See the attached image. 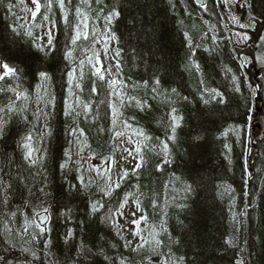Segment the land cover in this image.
Listing matches in <instances>:
<instances>
[{
    "label": "trees",
    "instance_id": "16d2710c",
    "mask_svg": "<svg viewBox=\"0 0 264 264\" xmlns=\"http://www.w3.org/2000/svg\"><path fill=\"white\" fill-rule=\"evenodd\" d=\"M250 1L256 26L248 33L254 43L264 25V0ZM39 3L40 15L49 17L54 50L41 32L36 34L42 24H27L25 0H0V57L14 69L0 81V124L4 126L0 257L6 264H162L181 257L184 264H237L243 259L245 264H264V139L254 143L251 137L254 107L259 101L264 106V72L256 77L252 61L240 67L239 57L252 59L253 47L230 44L215 0H208L206 11L194 0H64L67 23L59 0H51V8L49 0ZM8 4L13 6L11 11ZM77 9L88 17L90 36L73 45ZM111 10L120 15L110 25L113 43L106 57H100L102 81L93 75L88 57L99 46L95 42L99 22L105 25ZM227 25L232 31L229 21ZM67 51L73 53L71 60L64 58ZM73 67L74 95L69 97L67 74ZM40 71L50 79L41 80ZM110 76L124 85V103H116L115 127L109 106L114 98L107 86ZM43 82L47 89L41 98L38 91ZM237 82L240 93L235 91ZM212 89L221 95L213 98ZM52 96L55 108L46 109L45 101ZM201 96L209 102L205 104ZM77 97L89 104V111L82 104L76 106ZM65 100L76 109L69 117L64 116ZM174 108L183 119L173 144L168 137ZM45 111L50 112L51 137L45 135ZM124 122L132 127L126 128ZM72 128L83 129L84 136L73 137ZM138 129L151 138L137 135ZM117 131L124 134L117 137ZM29 134L39 151L34 165L25 159ZM125 137L141 145L142 166L135 175V168L129 172L111 196H103L99 189L105 179L94 171L91 158L115 161V150ZM161 141L169 145L171 164H163ZM65 153H70V160ZM61 163H66L64 169ZM80 176L84 188L78 184ZM126 193H134L128 202L139 200L147 217L149 233L143 241L137 238L142 247L124 231L119 214L115 215L118 227L106 220ZM97 199L104 207L92 214L90 203ZM45 208L50 231L40 234L36 214ZM229 239L235 246L227 243ZM46 241H50L47 247Z\"/></svg>",
    "mask_w": 264,
    "mask_h": 264
},
{
    "label": "snow or ice",
    "instance_id": "6c2138e0",
    "mask_svg": "<svg viewBox=\"0 0 264 264\" xmlns=\"http://www.w3.org/2000/svg\"><path fill=\"white\" fill-rule=\"evenodd\" d=\"M32 3L35 5V9L34 11H32V17L33 19H35V17L37 16V14L40 13V10H41V4L39 3V0H32ZM197 3H199V0H197ZM225 3H227V0H225ZM49 8H51V0H49V3L47 5ZM243 6V5H241ZM8 7V10L11 11L12 10V5L11 4H8L7 5ZM59 7L61 9V12L63 13V17H64V21L65 23H67V9L65 8V5H64V0H59ZM202 7L204 8V10L206 11L207 8H206V5H202ZM250 7V6H249ZM120 15L119 11L118 10H111L109 12V14L104 18L105 19V25H106V28H105V33L106 35L104 36V49H105V55H107V49H108V40L110 38H114L110 35L111 33V28H110V25L112 24V21L115 19V18H118ZM49 17L48 16H44V20H48ZM235 19V18H234ZM249 20L251 21V23L249 24H245V23H240L239 26L241 28H244V29H248L249 27H254L255 26V22H256V18L255 17H252L251 14H249ZM237 22H239L237 20ZM53 23V27L55 26L54 25V22ZM15 31V30H14ZM29 36H31V32L28 33ZM185 35V38L188 39V47L191 49L192 48V41L190 38L187 37V33L184 34ZM236 37H238V40L236 41L237 43H240L241 41H247L249 39V36L247 34V32H243V33H240V32H237L234 34ZM47 36H48V40H47V44L48 46H51L52 47V50H54V44H53V40H54V37H53V34H52V30L49 29L48 33H47ZM81 37H83L84 40H87L88 39V17L87 16H82L81 12L79 9H77V24L75 26V36L74 38L72 39V44L75 45L77 43L78 40L81 39ZM216 37L213 36L212 37V40L213 42L215 43L216 42ZM96 43H99L100 40H96L95 41ZM94 47V45H93ZM37 48L39 49V51L43 52L44 51V48L43 47H40L39 45H37ZM85 51L87 52L88 49H85ZM205 52L209 51L208 48H205L204 49ZM116 55L118 56L119 55V51H117ZM192 56L195 55V52L193 51L191 53ZM66 60H71L73 58V53L72 51H67L65 53V57H64ZM240 59V67L243 68L246 66V64L248 63L247 59L244 58V57H239ZM257 59H260V58H257ZM88 63L91 65L92 69H93V75L95 76H98L100 80H104L105 78V74H104V71H102V68H103V64L102 62L100 61L99 59V53L98 52H94L91 56L88 57ZM193 63H195L193 61ZM83 64H84V61L82 60L80 62V66H81V74L83 73ZM197 67V69L199 70V65H195ZM116 69H117V72L119 71L120 69V64L119 62H117L116 64ZM107 71L109 73H111L112 69L111 68H108ZM229 72H231V69H228ZM76 72V68L73 67L72 68V71L68 72L67 74V82H68V88H67V92L69 94V97L73 96L74 95V92H73V80H74V73ZM8 73H13L14 74V69L12 68H9V66L5 63V64H2L0 65V80L4 79V77L8 74ZM38 77L41 79V80H44V81H47L50 79V76L47 72L45 71H40L38 73ZM233 81L236 82L237 81V77L235 75H233L232 77ZM156 85H159V80H156L155 81ZM108 88L110 89V92H109V96L110 97H113V98H118L120 100V104L121 106L123 105L124 103V94H123V82L120 81V80H117L115 77H113V79L109 80L108 81ZM76 87H80L79 84L76 85ZM157 89L156 88H153L152 91L155 92ZM261 89L260 88H257L255 91L256 93H258ZM92 91L93 92H96V88L95 86H93L92 88ZM205 91H209L208 89H205ZM235 91L237 93H240L241 92V89H240V86H239V83L237 82L236 83V87H235ZM172 92L175 93L176 92V89L173 88L172 89ZM211 93H213V98H215V96H219L221 95L217 90L215 89H212L211 90ZM255 94V93H254ZM25 98H27L25 96ZM131 99H135V98H129V100ZM201 99L203 100V102L205 104H207L209 101L208 100H204L203 96H201ZM184 100H188V97H184ZM137 105H140V102L137 100L136 101ZM83 106V109L87 112L90 110V106L89 104L87 103H83L80 101L79 97L76 98V106L79 107V106ZM49 105H51V107L54 109L55 108V97L52 96L49 100L45 101V108L47 109L49 107ZM110 108H111V111H112V124H113V127H115V125L117 124V104L113 101V102H110L109 104ZM141 110H143L142 106H141ZM76 109L73 107V104L70 103L68 100H65V107H64V116L65 117H69L73 114V112H75ZM251 111V109H250ZM80 113L79 112H76V115H79ZM41 113L40 112H37L35 113V116L37 119H39ZM44 117H45V124H44V129H45V135H47L48 137H51L52 135V129L51 127L49 126V124L47 123V118L50 116V112L48 111H45L43 113ZM183 118L181 116H178L176 115V109L174 108L172 110V124H171V136L168 137V140L172 141V143L174 144L175 141H176V136H175V133H176V129L178 127H180V122ZM248 121H249V124H248V130H249V140H250V122H251V116L248 117ZM124 126L126 128H131L132 126L130 124H127V122H124ZM4 134V126L3 124H0V137H2ZM70 134L73 136V137H82L84 136V132H83V129H77V128H72L70 129ZM124 133L122 132H119L117 131L115 133V135L117 137L123 135ZM136 134L137 135H140V136H144L145 139H150L151 137L147 136L146 134L143 133V130H136ZM131 139V138H130ZM161 144L163 146V152H164V159H163V164H171L172 163V160L170 159V148H169V145L167 142L165 141H161ZM24 148L26 149V152H25V159H27L29 161L30 164H35L37 161H36V158H35V153H36V149L32 143V136L31 134H29L27 137H26V142L24 143ZM125 151H128V154L131 156L133 155V152L132 151H129L128 149H125ZM65 155L68 157V159L70 160L71 159V155L70 153H65ZM135 155L136 156H139V162L136 164V167L135 169L133 170V175L136 174V172L140 169V167L142 166V163H143V155L141 153V146L139 143H137L136 145V148H135ZM103 163L107 164L108 163V160L106 159ZM112 163H115V161H112ZM59 167L61 169H64L66 167V163H61L59 164ZM92 166H90V169H91ZM110 169H111V165H109L108 167H106L103 171V173H101V170H100V167H95V171L98 175H102L103 178L105 179V186L101 187L99 189V191L102 193L103 196H111L112 195V192L114 191V189H118L120 188L121 186V183L128 177L129 173L127 170H124L122 172V174L119 176V178L116 180V181H113L112 180V177L111 175L109 174L110 173ZM157 169L158 170H162V166L158 165L157 166ZM247 174V173H246ZM78 180V184L80 185L81 188H84L86 187L84 185V180H83V176H80L77 178ZM75 187V186H74ZM187 190H191V186L189 185ZM40 192H44V188H40ZM78 192H79V189H78ZM130 195H134V193H126L123 197V201L118 205V207L115 209V212H109L107 217H106V220H110L113 222V226L114 227H118V225H115V215H118L120 214V209H123L124 205L128 202V197ZM245 195H247V193H245ZM155 206V205H154ZM104 207V204L101 203V201L99 199L95 200V201H92L90 203V209H91V213L92 214H95L97 212L100 211L101 208ZM136 207L137 209L141 210L140 209V203H139V200L136 201ZM57 211H59V209H57ZM44 212L47 213L48 212V209L45 208L44 209ZM37 216H40L41 214L40 213H37L36 214ZM133 215H135V213H133ZM243 215H247V211H245V213ZM147 217L146 216H141V218L139 220H133V223L136 225V232L134 233V235L136 236H140L141 240L143 241L144 240V237L141 235V231H140V223L144 220H146ZM49 222V217L48 215H44L43 216V219L36 224V227L39 229L40 231V234H43L45 233L46 231H50V229H48L46 227V225L48 224ZM164 231H167V229H163ZM237 231H239V228L236 229ZM72 231L69 230V232L67 233V236L68 237H71L72 236ZM119 234V233H117ZM152 235V234H150ZM155 235H158V233H155ZM48 243H50V241H46L45 242V247L48 246ZM227 243L229 245H232V246H235L233 244V241L231 239H229L227 241ZM156 245L159 246L160 245V241L159 240H156ZM128 244L126 243L125 244V247H127ZM143 244L141 245H138V247H142ZM83 248V246H81ZM0 261H3L4 264H6V261L3 257H0ZM162 264H184V260L183 258H179V261L177 262L176 258H173L171 261H168V260H165L162 262ZM237 264H243L242 261H238Z\"/></svg>",
    "mask_w": 264,
    "mask_h": 264
},
{
    "label": "rangeland",
    "instance_id": "374dc122",
    "mask_svg": "<svg viewBox=\"0 0 264 264\" xmlns=\"http://www.w3.org/2000/svg\"><path fill=\"white\" fill-rule=\"evenodd\" d=\"M215 3L219 8L220 18L226 27V36H227V39L230 42V44L233 47H237V46L241 47L244 45L248 46V47H253L252 46L253 40L251 39V36L248 33V31L254 30V28L256 26V22H255L254 27H249L248 29H244V28H241L239 26L240 23H245V24L251 23V21L249 20V14H251L252 17H255L253 10L251 8V1L250 0H227V3H225V0H215ZM241 5H243V6H241ZM25 7H26V11H27V17H26L27 24H29L30 26H33L32 24H30V22H33L34 25H41L43 23L40 31H37L36 29L35 30L37 31L36 32L37 35H40L39 33L41 32L43 40L47 42V40H48L47 33L49 31V28L47 27L46 22L48 23V20H44V16H41L40 13L37 14L35 19H33L32 11H34L35 5L32 3V0H25ZM81 14H82V16H86L84 13H81ZM237 20L239 22H237ZM228 21L232 25V31L229 30V27L227 25ZM105 28H106V26L102 22H99V32H97V40H100V42L98 43V45H99L98 47L100 48V50L98 47H96L94 49V52L99 53V59L101 62H102V60L100 57L101 56L106 57L105 49H104V36L106 35ZM237 32H240V33L247 32L249 39L247 41H241L240 43H237L236 41L238 40V37H236L234 35ZM89 36L90 35H89V30H88V38H89ZM112 43H113V38H110L108 40V47L110 44L112 45ZM94 52L90 53L89 56H91ZM243 57L247 59L248 63H250L252 61V59L247 55H244ZM248 63L246 64V67H247ZM102 70H103V68H102ZM9 74L10 73H8L7 75H9ZM75 77L76 76L74 75V78ZM111 79H113V76H110V80ZM40 88L42 89V91L40 90V92L38 91V93L40 94V97L43 98L44 92L47 89V85L45 84V82H43V85H41ZM113 101L115 103H117L119 101V99L114 98ZM118 109H120V106L118 107ZM135 142L136 141H133V140L128 139V138H126L120 142L121 145L118 148H116V150H115V163H112V160L107 158L108 163L105 164L103 162L106 159L100 160V159H97L94 157L91 158L90 163L94 169L97 166L100 167L101 173H103V171L106 167L111 165V169H110L109 174L111 175L112 180L116 181L124 170H127L128 173L131 172L135 168L136 164L139 162V156L135 155V148L137 145V143H135ZM125 149L132 151L133 155L130 156L128 154V151H125ZM79 151H80V149L76 148V153H78ZM36 152L39 153V151H36ZM84 157L86 158V156H84ZM84 172H86V171H82V173H84ZM98 176H100L102 179H104L102 175H98ZM135 202L136 201H134V203H133L132 199H131L127 203L125 208L120 211L118 218H119L120 225L124 227L123 228L124 231L126 233L130 232L133 235L135 242L141 244L142 242H138V240H141L140 236L134 235V233L136 232V225L133 223V220L134 219L139 220L141 218V216H143V215H142L141 211L139 209H137ZM133 213H135V215H133ZM140 230L143 232V233H141V235L143 237L145 235L146 236L148 235L149 229H148V223L146 221H142L140 223ZM137 238H138V240H137ZM242 262H243V264H245L244 259L242 260Z\"/></svg>",
    "mask_w": 264,
    "mask_h": 264
},
{
    "label": "water",
    "instance_id": "95a60500",
    "mask_svg": "<svg viewBox=\"0 0 264 264\" xmlns=\"http://www.w3.org/2000/svg\"><path fill=\"white\" fill-rule=\"evenodd\" d=\"M197 3V0H195ZM207 0H199L198 5H205ZM260 58V59H257ZM253 61L254 66L251 69L252 72L255 73L256 77L259 76L261 71H264V26L262 31L257 38L254 44V51H253ZM2 59L0 57V65H2ZM254 122L255 124L251 130L252 142L262 141L264 139V106L263 102L259 101L257 106L255 107V115H254ZM47 215L46 213L41 214L38 216V221L40 222L43 219V216Z\"/></svg>",
    "mask_w": 264,
    "mask_h": 264
}]
</instances>
